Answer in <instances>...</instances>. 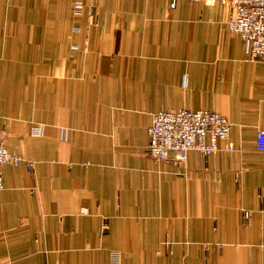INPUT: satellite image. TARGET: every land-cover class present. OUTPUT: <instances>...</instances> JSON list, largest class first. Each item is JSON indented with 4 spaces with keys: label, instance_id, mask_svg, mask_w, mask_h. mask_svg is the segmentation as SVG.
Listing matches in <instances>:
<instances>
[{
    "label": "crops",
    "instance_id": "crops-1",
    "mask_svg": "<svg viewBox=\"0 0 264 264\" xmlns=\"http://www.w3.org/2000/svg\"><path fill=\"white\" fill-rule=\"evenodd\" d=\"M226 14L0 0V140L33 162L0 165V264H264V62ZM179 107L221 112L227 138L154 161L151 115Z\"/></svg>",
    "mask_w": 264,
    "mask_h": 264
},
{
    "label": "built area",
    "instance_id": "built-area-1",
    "mask_svg": "<svg viewBox=\"0 0 264 264\" xmlns=\"http://www.w3.org/2000/svg\"><path fill=\"white\" fill-rule=\"evenodd\" d=\"M176 0H168V6L173 8ZM203 4L220 3L227 9L225 25L228 30L236 33L243 41L245 56L264 62V0H188ZM75 9L81 3L73 4ZM229 121L219 111L208 108L191 109L179 107L176 109H159L152 113L150 123L146 128L147 145L145 151L154 161L172 158L183 162L189 150H196L206 156L216 149L218 139H226ZM32 134H39L40 128H31ZM255 146L264 151V129H258L255 134ZM225 149L233 150V145L227 141ZM4 162L22 164L31 170L33 162L19 157L7 149L0 140V165ZM2 189L0 170V191ZM243 219H248V211L243 210ZM113 263L117 262V252L112 253Z\"/></svg>",
    "mask_w": 264,
    "mask_h": 264
}]
</instances>
